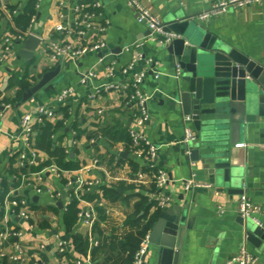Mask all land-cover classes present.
Wrapping results in <instances>:
<instances>
[{
	"label": "crops",
	"instance_id": "obj_1",
	"mask_svg": "<svg viewBox=\"0 0 264 264\" xmlns=\"http://www.w3.org/2000/svg\"><path fill=\"white\" fill-rule=\"evenodd\" d=\"M1 1L0 14L5 22V30L10 34L23 33L15 27L13 20L35 0ZM139 1L165 26L177 17L196 20L217 0ZM58 2L40 1L36 20L30 27L31 34L40 41L33 58L23 61L18 57V52L24 43L14 44L8 60L0 65V109L3 111L0 126V203L9 193L16 191L17 196L27 201L30 207L28 222L11 216L9 208L3 207L0 211V231L13 230L21 234L19 238H11L2 245L5 257L0 258V264H20L8 260L16 245L22 246L28 254L26 262L21 264H73L74 261H82L83 264H121L127 258V253L111 251L109 246H118L127 236L136 233L134 218L137 206L142 199H146L148 187H138L129 181L132 175L141 170L138 161L129 154L130 141L111 142L101 135L103 129L113 126L125 133L136 129L158 148L156 166L173 181L161 191L171 199L169 208L188 207L187 218L191 220L192 228L186 234L185 264H225L227 258L243 244L249 253L257 256L258 264H264V242L257 249L244 241L243 229L238 223L242 219L237 212L238 192L228 193L226 189L218 191L216 186L189 193L182 190L180 181L192 174L196 182L212 186L213 182L208 180L199 164L188 165L184 163L181 153H177L182 146L183 128L181 119L170 109L169 83L172 73L166 67V57L160 47L146 43L140 50L145 58L157 63L154 72H146L142 85V89L150 95L148 123L136 127L131 110L125 106L121 94L107 89L110 85L122 87L135 72L146 70L145 62H140L127 70L126 74L122 73L131 62L130 54L123 53L122 47L143 42L146 35V30L136 23L134 13L121 0H87L88 10L96 17L92 20L94 29L81 38L78 31L84 30V26L76 25L77 18L74 19L68 11L60 10ZM94 2H99L101 8H90ZM15 10L20 14L12 16ZM106 21L110 23L109 26ZM201 27L256 64H264V3L243 9L229 8L226 13L202 23ZM100 28L104 31L101 32ZM98 41L105 43L101 53L86 52L76 60H49L52 44H69L80 49ZM111 66L113 71L107 77ZM52 71H56V76L38 88L31 97L24 99L26 93L38 87L44 75ZM88 71L94 72L95 76L87 85L81 86L79 78ZM155 75L158 76L157 80L154 79ZM50 86L52 89L46 91ZM69 88L73 89V93L57 106L54 97ZM96 88L103 91L97 98L92 97ZM30 99H33V103H30ZM44 104L56 112L55 119L46 122L53 128L50 137L52 149L64 151V145L68 153L66 156H69L65 161L79 166L75 171H65L59 178L47 170L52 165L57 167L55 162L58 156L52 154L53 150L46 151L43 139L38 137L46 123L34 126L32 148L37 158L32 163L22 167L19 165L17 154L22 151V142L12 139L18 135L21 117L33 106ZM99 111L102 114H98ZM58 123H61L62 129L55 130ZM239 144L246 147L231 148L240 175L235 189L241 190L251 202L262 208L263 214L257 218L264 228V121L253 125L250 132L235 145ZM94 161L98 162L97 169L92 166ZM34 176L41 178V187L38 185L41 189H50L61 195H64L67 179L74 180L79 189L89 180L100 179L102 185L110 190L111 199L105 198L100 188L84 195L77 211H91L92 225L84 228L77 220L70 234L66 235L62 222L64 212L57 207L61 201L47 195H36L35 184L28 186ZM112 191H116L117 195L114 196ZM141 216L142 213L139 214ZM55 236L67 242L66 252L62 255L57 253ZM72 237H79L86 245L83 254L78 251L77 245L72 244ZM104 245L106 248H103ZM40 246L45 249L40 250ZM151 249L148 246L144 264H151Z\"/></svg>",
	"mask_w": 264,
	"mask_h": 264
},
{
	"label": "water",
	"instance_id": "obj_2",
	"mask_svg": "<svg viewBox=\"0 0 264 264\" xmlns=\"http://www.w3.org/2000/svg\"><path fill=\"white\" fill-rule=\"evenodd\" d=\"M1 6L0 0V9ZM165 28L179 36L170 44L159 46L172 73L170 109L180 119L189 117L198 137L197 143L182 145L177 153L182 154L184 163L199 164L218 191L241 194V190L235 189L240 175L231 148L253 125L264 121V64H256L219 40L194 18L177 17ZM39 43L38 38L29 35L18 57L30 61ZM56 74L46 73L39 86L29 90L24 99ZM51 89L50 86L46 91ZM187 149L189 154L185 155ZM57 207L62 209V202ZM187 210V206L161 210L149 234L151 264H185L186 234L192 228ZM238 223L245 243L258 249L264 242V228L244 219ZM145 257L146 254L143 264Z\"/></svg>",
	"mask_w": 264,
	"mask_h": 264
},
{
	"label": "built area",
	"instance_id": "obj_3",
	"mask_svg": "<svg viewBox=\"0 0 264 264\" xmlns=\"http://www.w3.org/2000/svg\"><path fill=\"white\" fill-rule=\"evenodd\" d=\"M40 1L41 0H35V12H37L40 8ZM121 1L125 2L128 8L134 13L136 23L146 30V35L143 39V42L124 45L122 47V52L130 54L131 57L130 64L126 69L122 70V73L126 74L127 70L133 69L135 65L140 62H145L144 64L146 70L135 72L128 83L122 87L110 85L107 86V89H113L121 94V97L124 99L125 106H129L131 110V116L136 127H140L144 126L150 121V115L148 112V102L150 100V95L142 89V85L146 76V72H154L152 66H154V68L157 66V63L151 58H145L140 53V50L146 43H153L157 44L158 46L168 45L172 41L178 39L179 36L166 32L165 26L159 21V19L149 12L144 3L141 1ZM263 3L264 0H217L212 2L205 11L198 15L195 21L198 24H202L213 17L226 13L229 8L243 9L249 5H262ZM58 6L60 10L68 11L74 19L77 18L76 25L84 26V30L78 31L79 37L85 38L87 32L91 29H94L92 20L96 17V15L95 13H92L90 10H88L89 5L87 0H59ZM90 8L98 10L101 8V4L99 2H94ZM17 14H20V11L15 10L13 11L12 16H16ZM35 20L36 18L33 16L29 22L28 29L25 32L10 34L5 30V22L0 14V65H3L8 60L14 44H23L27 37L32 35L30 27L35 22ZM105 23L107 26L110 24L108 21ZM99 30L101 32L104 31L102 28ZM104 48L105 43L103 41L92 43L91 45L80 49H76L69 44H52L49 48V60L51 62L62 61L63 59L76 60L83 56L86 52L101 53ZM112 71L113 67L111 66L109 67V73L107 77L111 76ZM94 76L95 74L92 71L82 74L79 78V84L81 86L87 85ZM154 79L157 80L158 76L155 75ZM72 93V88L61 91L54 97V103L57 106L63 104L68 96ZM101 93H103V91L96 88L92 97L97 98V96H99ZM30 103H33V99H30ZM98 114H102V111H99ZM2 117L3 111L0 109V126ZM55 117L56 112L54 109L46 104L33 106L28 113L21 117L19 121L18 135L12 138L22 142V151L17 154L19 165L21 167L32 163L37 158L36 152L32 148V140L35 135L34 126H42L44 123L54 120ZM181 123L183 128L182 145L188 146L195 144L198 140V137L191 126V119L189 117H183L181 118ZM127 135L130 140L128 148L129 154L133 159L138 161L141 168L140 171L132 175L129 181L138 187H148L145 197L147 204L150 206L149 216H151L157 210H164L170 207L171 199L168 196L163 195L161 191L165 186L172 183L173 181L165 171L158 169L156 166L158 148L150 143V141L142 132L137 131L136 129L128 130ZM73 145H76V143H73ZM245 147V144H239L235 145L234 149H244ZM63 148L65 154H68L64 145ZM187 154H189V149L185 151V155ZM92 166L93 168L97 169L98 162L94 161ZM47 170L50 173L56 175L57 178H59L62 174H65V171L59 170V168L54 165L48 167ZM31 183L35 184L34 190L36 195H47L49 198H52L55 201H61L62 211L64 213L67 211V208L71 204L73 198L76 199L79 204L81 198L84 195L95 192L103 186L100 179H94L83 183L79 189L76 186V182L74 180L70 181L67 179L64 185V195H61L60 193H55L50 189H41V178L34 176L33 180L30 181L28 186H30ZM180 183L182 185V190L185 193L200 189H211L213 187L210 184L196 182L193 174L190 175L189 178L181 180ZM99 206H101V204H99ZM237 206L238 215L242 219L249 220L255 226L263 228L261 222L257 218L258 215L263 214L262 208L259 205L251 202L245 193H241L238 197ZM3 207L10 209L11 216L18 217L20 220L28 222L30 216L29 203L24 199L19 198L16 191L9 193L3 200V203H0V211ZM77 220L82 227L89 228L93 221L92 212L83 210L78 211ZM149 234L150 232H148L143 238L139 249L132 257L131 264H143V256L146 254L147 248L149 246ZM20 236V233L14 232L13 230L0 231V258L5 257V255L2 253V245L11 238H19ZM55 241L57 253L59 255L64 254L67 249V242L65 239L55 236ZM245 246L246 245L243 244L234 255L227 258L225 264H258L257 256L249 253ZM44 249V246H40V250ZM27 258L28 254L26 250H24L22 246L16 245L13 254L8 257V260L11 263L21 264L22 262H26ZM73 264H83V262L74 261Z\"/></svg>",
	"mask_w": 264,
	"mask_h": 264
},
{
	"label": "trees",
	"instance_id": "obj_4",
	"mask_svg": "<svg viewBox=\"0 0 264 264\" xmlns=\"http://www.w3.org/2000/svg\"><path fill=\"white\" fill-rule=\"evenodd\" d=\"M35 16L37 17V13L34 10V4L28 5L25 9H23L22 14L17 16L13 22L15 23V27L18 28V30H21L25 32L27 30V27L29 26V22L31 18ZM62 125L61 123H58L55 125V130H60ZM53 128L51 125H48L47 123L43 126L42 130L38 133V137L43 139L42 143H45L46 147L44 148L46 151L53 150L52 154H55L58 156L57 161L55 162L59 170L61 171H75L78 169V164L72 162V161H65V158L69 157L66 156L65 152L56 148L52 149V141L50 140V137L52 136ZM101 135L111 142H129V138L127 133L125 131L119 130L117 126H113L111 128L103 129L101 132ZM100 190L103 191V196L105 198H110V190H107L105 186L100 187ZM112 194L114 196L117 195L116 191H112ZM110 195V196H108ZM111 199V198H110ZM77 205L78 202L76 199H72L71 204L67 208V211L62 216V222L64 227V232L66 235H69L72 228L77 223ZM149 210L150 206L147 204L146 199H142L141 203L137 206V213L134 219L135 226L137 227V231L133 235H129L126 237L125 241L120 243L118 246L110 245L109 250L111 251H120V254L127 253V258L123 259L121 261V264H131L132 263V257L134 253L139 249L140 244L145 237V235L151 231V228L153 227L159 213L161 210H157L154 212L151 216H149ZM55 211H57L55 209ZM142 213V216L139 217V214ZM141 219V220H140ZM71 242L73 245H77V249L80 253H84L86 249V245L79 237H72ZM103 248H106V245L103 246ZM101 250V249H100ZM100 250H98V253L100 254ZM97 253V254H98Z\"/></svg>",
	"mask_w": 264,
	"mask_h": 264
}]
</instances>
